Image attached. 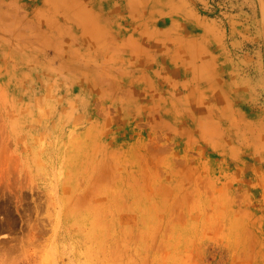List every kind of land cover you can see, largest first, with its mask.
<instances>
[{"label": "rangeland", "instance_id": "obj_1", "mask_svg": "<svg viewBox=\"0 0 264 264\" xmlns=\"http://www.w3.org/2000/svg\"><path fill=\"white\" fill-rule=\"evenodd\" d=\"M0 264H264V0H0Z\"/></svg>", "mask_w": 264, "mask_h": 264}]
</instances>
